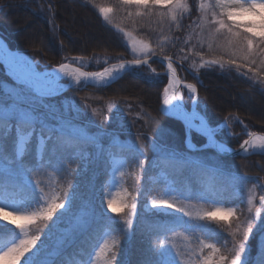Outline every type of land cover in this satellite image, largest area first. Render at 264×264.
Instances as JSON below:
<instances>
[{"label":"snow or ice","instance_id":"obj_1","mask_svg":"<svg viewBox=\"0 0 264 264\" xmlns=\"http://www.w3.org/2000/svg\"><path fill=\"white\" fill-rule=\"evenodd\" d=\"M122 3L126 6L135 5L137 8L149 5L169 8L173 22L178 19L175 10L188 7L183 0H122ZM197 10L203 13L201 19L204 16L209 17V23L217 33L223 34L221 30H224L229 34L231 39L228 43L234 47L239 46V51L243 53L242 58L246 62L243 66L248 67L255 74L257 69L251 68V65H254L256 60L249 58L254 55V43L259 48V52L264 53V47H260L264 46V0H215L214 3L210 0L207 6L200 3ZM48 11H51V5ZM99 11L107 19V14L112 9L101 7ZM245 17L248 19L245 20ZM256 17H259V20L255 19ZM61 47H63V42H61ZM187 58L185 55L181 59L186 60ZM164 59L167 60L168 70L172 73L169 79L171 85L175 80L176 68L173 67L171 57ZM142 63H147V61L135 59L125 63L121 60L118 64L93 73L81 72L77 69L73 78L79 82L81 77H92L97 82L107 85L120 78L123 70L131 65ZM208 63L219 64L221 69L225 67L220 60ZM261 63L264 64V60ZM227 64L229 67L235 65L238 72L241 70V65L235 58L227 61ZM67 67L68 65L63 63L59 65L62 72ZM243 75L247 76L248 73H243ZM40 79V74L34 71L26 77H21L17 88L9 90V94L0 100V221L14 225L18 230L9 229L12 234L0 247V260H7L9 264H52V261L44 258L46 245L41 240V236H47L48 233L45 230L55 227L59 219L71 210L75 198L73 177L77 174V170L71 168L70 163H65L63 160H60L57 166L51 157L55 156L60 149L76 147L87 139L83 134H75L77 130L74 128L70 133L68 128L71 125L68 121L60 120L56 123L49 121L47 113L42 110L41 101L53 93L50 88L41 85ZM260 82L264 85V80ZM186 87L191 94L197 93L195 84H187ZM179 95L180 93L177 92L169 97L168 89H165L163 103L165 106H170L163 109L165 114L175 115L183 112L177 100ZM173 100H177V103H173ZM131 107L129 104V109ZM180 118L185 121L187 143L193 124L187 116L181 115ZM101 123L104 121L102 120ZM155 125L156 121L153 118L150 133L157 137L164 135L166 131L169 133L173 131ZM249 136L250 139L244 140L241 145L242 151L247 153L249 149H253L257 150L253 154H264V134L249 133ZM139 139L138 137L137 140ZM33 140L36 141L37 158L34 161H27L25 157L32 150ZM209 141L212 142L211 135H209ZM151 147L153 152L158 154L157 160H163L172 169L180 172L186 168L190 169L192 175L198 177L200 188L193 191L191 184L185 178L186 191L184 193H177V196L171 198L152 199L151 206L155 211L170 215L167 210L171 209L179 215L176 223L161 229L164 233L163 238L158 237L153 246L157 258L147 260L144 264H249L248 241L255 227L254 219L264 220V216H261V210L264 209V183L252 186L253 189L257 187L261 189V194L258 196L260 208H255L257 196L252 189L248 190L249 195L246 202L240 200L235 207L224 208L223 205L229 202L225 200L224 193L229 188L239 191L237 185L243 187L244 182L249 179L246 173H224L218 164L208 165L202 161L193 160L175 148L159 144L155 139ZM201 147L206 148L208 145ZM142 148L141 144L136 150L143 154ZM46 153L49 154L48 159L44 158ZM137 165L142 170L144 169L143 160H138ZM153 166H157L156 161L153 162ZM47 168H54L60 173L67 186L51 194L46 192L41 176ZM120 175L123 176L124 173L121 172ZM148 179L151 182L156 181L155 177H148ZM136 183L140 184L139 178L136 179ZM166 187L170 193L177 191L170 185ZM140 191H143L142 186ZM177 199L180 200L179 203L176 202ZM116 202L114 199H107L105 208V200L103 196L101 197L99 213L93 215V221L99 225L96 240L88 251L82 253L83 259L77 264H128L127 261L118 259L123 246L122 238L120 235L113 234L116 231L112 227L116 222L115 218L107 216V209H111L114 213L121 211V208L113 207ZM197 204L200 205L199 209L196 208ZM242 204H246L249 216L255 210V217L249 219L246 216L245 220L242 223H236L235 227L232 222H228L227 227L231 229L232 247L227 249V254H222L217 243L206 242V240L213 239L215 235L206 231L207 222L218 221L220 219L218 213L222 211L233 217L235 221H239L240 216L245 215ZM122 207H129V205L122 203ZM238 210L239 216L237 215ZM129 211L131 216H135L136 204L133 203ZM184 217H187V220ZM132 227L133 220L124 219V227L120 229L123 241L130 238ZM176 228H183L184 232L190 233L191 235H185L184 239L194 240V246L186 250L177 247L174 240L177 235H183V233H177ZM38 241H40L39 245ZM167 244L172 245L174 254L167 250ZM260 264H264V255L261 257Z\"/></svg>","mask_w":264,"mask_h":264},{"label":"trees","instance_id":"obj_2","mask_svg":"<svg viewBox=\"0 0 264 264\" xmlns=\"http://www.w3.org/2000/svg\"><path fill=\"white\" fill-rule=\"evenodd\" d=\"M49 5H51L50 12ZM99 7L112 9L110 23L103 19L98 11ZM184 13L177 12L178 19L173 22L166 7L149 5L137 8L135 5L126 6L122 0H0V34L11 47L18 48L33 58H38L42 63L53 65L64 58L87 56L96 52L112 56L123 55L127 59L133 58L120 29L128 30L145 40L152 53L169 55L178 61L176 66L180 76L196 84L197 107L205 114L211 125L219 124L230 115H237L251 131L264 132V85L260 82L264 80V71L260 70V74L255 73L249 76L251 80H255L252 83L247 80L246 75L232 66L229 67L228 64H225L224 69H221L219 64H209V61L216 60L215 56H212L206 46H203L200 39L194 37L190 14L192 12ZM48 18L52 20L54 30ZM17 23L20 24L17 26ZM89 24L93 25L91 30L87 29ZM19 26L21 28L24 26L25 31ZM29 29L33 30V35L28 33ZM202 54L207 58L200 64ZM185 55L188 58L182 60L181 58ZM150 65L159 71L164 69L158 60H152ZM145 67L144 65L140 68ZM0 75L14 83V80L4 72L1 63ZM166 82L167 77L163 73L150 78L141 74L136 68L123 73L120 78L108 85L87 86L76 92L79 95L82 93L80 96L85 95V99L88 98L93 105L100 106L99 104L106 99L114 102L117 106L115 116L113 118L100 116V119L104 121L101 128L108 130L110 134L108 138L111 141L106 143L108 151L123 156L131 162L135 159V162L139 159L143 160V175L146 178L149 175L162 173L165 183L170 181L180 193L186 191L185 178L191 184L193 191L200 188L198 177L192 175L190 169L176 171L163 160H157L158 154L153 152L151 147L153 139L183 154L196 156L200 158L196 160L208 165L218 164L224 173H246L251 179L264 176V154L227 156L218 154L212 148H188L185 143L186 130L183 123L160 109ZM219 84L229 87L232 98L229 97L224 101L217 96L215 90ZM64 94L69 96V91ZM61 97L58 94L50 99L55 100ZM78 102L83 105L85 100L78 98ZM129 104L132 106L131 109ZM87 114L85 111L81 117L89 118ZM153 118L156 121L155 126L173 131L171 133L166 131L159 137L151 134ZM231 126L234 135H227L222 129V133L217 136L228 145L235 147L245 138V133L239 122H234ZM138 137L139 140H137ZM191 139L196 146L205 141L204 136L196 131H191ZM35 144L36 141L33 140L32 150L25 157L27 161H34L37 158ZM141 144L143 154L136 150ZM73 148H62L55 156L67 157L73 152ZM55 156L51 158L54 160ZM44 158L48 159L49 154L46 153ZM154 161L157 165L155 167ZM98 183L100 184V181ZM143 188L144 190L147 188L151 193L160 191L156 181L145 183ZM224 198L229 201L225 203L227 205L240 201V196L231 188L224 193ZM176 218L174 215L140 213L127 243L125 261L128 264H144L147 260H155L157 254L153 246L157 238L164 235L161 229L176 223ZM117 225L115 222L112 227L122 236ZM98 227L99 225L95 222L89 225L68 248L52 260V264H77L83 259L82 253L88 251L95 242ZM177 229L183 228L175 230ZM10 233L0 229V234H4L5 238ZM8 239L2 240L0 236V246ZM121 254L122 250L118 256Z\"/></svg>","mask_w":264,"mask_h":264},{"label":"rangeland","instance_id":"obj_3","mask_svg":"<svg viewBox=\"0 0 264 264\" xmlns=\"http://www.w3.org/2000/svg\"><path fill=\"white\" fill-rule=\"evenodd\" d=\"M183 2L188 7L175 11L176 13L179 11L185 12L184 14L192 12L190 14L192 18L191 24L194 27V37L202 41L203 46H206L212 56H215L214 59L220 60L224 64H227V61H229L230 59H237V63L241 65L242 70H240L239 72L248 73L247 80L254 83L255 80H251V78L249 77L254 73L250 71L248 67L243 66L246 62L242 58L243 53L239 51V46L237 45L234 47L233 45H230L228 43L231 37L229 36V34L224 32V30H221L223 34L217 33L215 31V28L209 23L208 16H204L203 19H201L203 13L197 10L198 5L200 3H204L207 6L210 0H183ZM211 2L214 3L215 0H211ZM100 8L101 7L98 8V11ZM167 9L171 17V10L169 8ZM100 14L102 15L103 19H105L104 14H102L101 12ZM83 17L85 18V16ZM244 19L246 20L248 19V17H245ZM255 19L259 20V17H256ZM48 21L50 22L52 30H54L55 28L52 20L48 18ZM105 21L110 23V12L107 14V19H105ZM19 24L20 23H17V26ZM92 26L93 25L89 24L87 29L91 30ZM21 29L25 31L26 28L23 26V28ZM120 30L123 32L124 39L129 47L130 53L133 58L127 59L123 55L112 56L109 54L96 52L87 56H81L79 57V59H70L68 57L64 58L62 61H71L72 63H77L81 65L85 70L96 71L103 68L104 66H107V64L110 63L118 64L121 60L127 61L131 59H138L152 54V50L145 40L139 38L128 30ZM28 33H30V35H33V30L29 29ZM253 53L254 55L249 59H255L256 63L254 64V67H252L251 65V68L257 69L256 73L260 74V70L264 71V64L261 63V61L264 60V53L259 52V48L255 43ZM200 57L202 58V61L200 62L201 64L206 60L207 57L203 54L200 55ZM31 58L33 59L35 67L37 69H42V62L38 58ZM34 65L32 66L30 62L24 64V66L29 69H36L34 68ZM45 67L46 66H44L43 68ZM232 67L236 70L235 65H233ZM138 71L144 76L150 78H154L162 74L160 71L156 70L151 66H146L145 68L138 67ZM162 71H164V69ZM191 73L193 75L196 74L193 71H191ZM181 79L187 84H194L186 80L183 76H181ZM42 81L43 78L40 79V83H42ZM68 82L70 81L67 77L63 75L59 76L55 86L51 90L52 92H55L53 96L59 94L62 97L60 99L55 100L50 99V97H45L41 101L43 105L42 110L47 113L49 121L51 123H56L60 120L68 121L71 125V127L68 128V131L70 133L74 128L77 130L75 134H83L85 137H87V139H85L82 143L72 149L73 152L71 151L72 153L70 152L71 154L69 153V156H55L53 160L57 164V166L59 165L60 160H63L65 163H70V167L76 169L77 174L73 177V183L75 184V198L71 210L65 213L59 219L55 227L45 230L48 233L47 236H41V240H43L44 244L46 245L44 258L50 261L55 260L61 252L68 248V246L72 244L74 240L79 235H81L82 232H84L89 225L94 222L93 215L99 213L100 200L102 196L105 200V208L107 207V199L116 200L117 202L113 204V207L121 208V211L116 213L112 212L111 209H107V215H110L115 218V221L118 224L117 229H122L124 227V219L130 218L133 220V227L131 229L132 233L134 226L137 223L138 215L140 213L164 214L162 212H157L152 208L151 201L153 198H171L177 196V193H179L178 191L171 193L167 191L166 185H170L172 187L173 185L170 183V181H166L165 183V178L162 173H159L158 175L148 176L156 178V182L160 186V191L156 193H151L148 191L147 188L145 190L143 188V191H140L141 186L143 187L145 183L147 184L148 182H152L149 181L148 177L146 178L143 175V170L137 165V162H135L136 159L134 162H131L123 156L116 155L108 151L106 143L111 141V139L108 138L110 134L108 130H104L101 128L103 127V123L100 122V116L102 115L103 117L113 118L115 116L114 112H116L117 106H115L114 102L110 99H106L104 101L102 100L103 102L99 104L101 107L98 105H93L90 103L91 101H88V98L85 99V95L80 96L82 93H80L79 95L76 92V90L84 88L82 85V81L72 83V86L65 88ZM18 84L19 81L14 80L13 83L2 78V76L0 75V100L4 99L9 94V90L17 88ZM218 86L219 87H216L215 92L220 99L224 100L229 97L232 98L230 95L231 92L227 85L219 84ZM180 88L182 91V101L185 106L187 108L192 107V105L197 107V96L195 94H191L186 86H180ZM67 91H69V96L64 94ZM164 95L165 89L162 93V97H164ZM78 98L85 100V102H83V105L78 102ZM82 107H84L86 110H83ZM93 110H95V112H93ZM85 111L88 113L87 116L89 117H85L87 120L84 117H81V115H83ZM190 111L195 114H198L192 109ZM226 118L228 119H226L224 122L222 121L219 124L213 126L214 131L218 135L222 133V128L224 125L225 129H223V131L225 132V134L231 133V124H233L234 122H239L242 129L248 134L252 133L247 130L246 125L243 123V121H241V119L237 115H230ZM195 119L198 120V118ZM81 145H83V147H81ZM187 145L189 147H192V149L196 148V145L191 140V138L187 140L186 146ZM184 155L190 157L193 160H196L197 158L196 156H191L188 154ZM197 159L200 160V158ZM5 163L7 164V162ZM12 167H14V165H12ZM121 172L124 173L123 176L120 175ZM41 178L44 181L43 186L45 187V191L50 194L52 192L59 191L61 187L67 186L62 175L58 173L54 168L45 169L42 173ZM137 178H139L140 180L139 185L136 183ZM248 178L249 179L244 182L243 187L237 185L239 191H236L234 189L233 190L236 194L240 196V200H244L246 202L247 197L249 195L248 190L252 189L253 193L257 196V200L255 201V208H260L261 205L259 203L258 196L259 194H261V189H259L258 187L253 189L252 186L258 183H264V176L255 179H251L250 177ZM4 179H7V177H4ZM98 179L100 181V184L98 183ZM79 185H81V187H79ZM176 202L179 203L180 200L177 199ZM122 203L129 205V207H122ZM133 203L136 204L135 216H131L129 211V208ZM193 203H195V201H193ZM237 203H233L230 205L224 204L223 207H235ZM241 207L245 209V215L240 216L239 221H235L233 217L229 216L226 212L222 211L218 213V217L220 218L218 221L207 222L208 228L206 231L214 233L215 235L213 239L206 240V242L217 243V247L221 248L222 254H227V249L232 247V237L230 235L231 229L227 227L228 222H232L233 227H235L236 223H242L245 220L246 216L249 219L255 217V210H253L252 214L249 216L247 214L246 204H242ZM196 208L199 209L200 205L197 204ZM8 210L11 211V209ZM167 211L170 213V215H174L176 217L179 215L175 213L174 210L169 209ZM237 215H240L239 210L237 211ZM261 216H264V209L261 210ZM184 219L187 220V217H184ZM49 223L51 224V222ZM254 225L255 227L253 233L250 234L248 241V255L252 256L249 257V264H260L261 257L262 255H264V220L254 219ZM0 229L9 233L11 232L9 231V229H11L12 231H18L17 229H15L14 225H8L3 221H0ZM176 232L183 233V235H177L174 240V243L177 247H179L181 250H186L190 246H194V240L184 239V236H190V233L184 232V229H178L176 230ZM11 234L12 233H10V235H6V238L4 234H0V236L2 237V240H5L10 238ZM113 234L121 236V234H119L117 231H115ZM168 235L171 236L170 233H168ZM121 238L123 245L122 254L118 256V259L121 261H125L128 247L127 243L129 239H127L125 244V241H123L122 236ZM37 244L39 245L40 241H38ZM166 248L169 252L174 254V249L172 248L171 244H167ZM0 264H9V262L7 260H0Z\"/></svg>","mask_w":264,"mask_h":264},{"label":"water","instance_id":"obj_4","mask_svg":"<svg viewBox=\"0 0 264 264\" xmlns=\"http://www.w3.org/2000/svg\"><path fill=\"white\" fill-rule=\"evenodd\" d=\"M0 43L2 45V47L4 48L5 50V61L4 60H1L3 62V65L5 68H8L10 70V74H12L13 76H16L18 77L19 79L21 77H26L27 75H30L33 71L35 73H38L40 74V77H44L45 75L47 74H50V73H53L54 71H56L57 69H59V65L61 64H58V65H55V66H52L51 68H48V69H44V70H32V69H29V68H26L24 65L20 64V63H16L13 61L12 57H11V53L12 52H16V53H20L19 50L15 49V48H11L7 41L0 35ZM165 57H169V56H164V55H161V54H151L149 56H146V57H142V58H139L141 61H144L146 60L147 63H142L141 65L143 64H149L150 61L154 60V59H157L159 60L165 67V74L167 76V84H169V79L170 77L172 76V73L168 70V67H167V60H165L164 58ZM29 58V57H28ZM135 60V59H134ZM132 61V60H130ZM7 64H6V63ZM128 62V61H127ZM126 62V63H127ZM172 63H173V67H175V60L172 58ZM63 64H66L68 65L69 68H72L74 69L75 71L77 69H79L81 72H88V73H93V72H89V71H85L83 70L79 65L77 64H73V63H67V62H64ZM141 65H131L129 68H127L126 70H123L121 72V75L123 73H125L126 71H129L133 68H136V67H139ZM103 69H100L98 70L97 72H100L102 71ZM120 75V76H121ZM92 77H88V78H84V77H81V80L84 82V85H105V84H102V83H99V82H96L92 79H90ZM175 80L177 81L178 83V87L183 84V81L182 79L180 78L179 76V73L176 69V73H175ZM110 84V83H109ZM167 84L165 85V89L167 87ZM69 86H71V83H67L66 84V88H68ZM163 100H164V97L162 98L161 100V104L163 103ZM181 106H182V109H183V112L182 113H177L175 115H170V116H173L177 119H179L183 125L185 126V121L183 119L180 118L181 115H183V113L185 111H188L185 104L183 103V101L179 100ZM162 110L163 113H165L163 111V108L161 107L160 108ZM192 109H194L199 115H201L205 121H206V125H202V124H199V123H195V122H192L193 124V129L201 134H203L206 138H207V143L206 145L214 148L219 154H223V155H244L246 154L245 152L242 151L241 149V145L243 143V141L240 143V145L236 148H231L229 147L228 145H226L225 143L221 142L215 135V132L212 130L211 126L209 125L208 121H207V118L196 108V107H192ZM202 129L201 131H198L197 129ZM207 133V134H206ZM255 134H264V133H255ZM209 135H211L212 137V142L209 141ZM247 139H250V136H248L245 140ZM254 151H257V150H253V149H249L247 153H250V152H254Z\"/></svg>","mask_w":264,"mask_h":264},{"label":"bare ground","instance_id":"obj_5","mask_svg":"<svg viewBox=\"0 0 264 264\" xmlns=\"http://www.w3.org/2000/svg\"><path fill=\"white\" fill-rule=\"evenodd\" d=\"M0 56L4 59L5 56H3V53H2V49H1V45H0ZM12 59L14 62H17V63H20L22 65H24L25 63L27 62H30V64L33 65V63L29 60V58L24 55L23 53H16V52H12V55H11ZM75 73V70L72 69V68H69L67 67V69L65 71H60V69H57L56 71H54L52 73V75H48L47 77L43 78V81H42V86L45 87V88H50L52 89L59 76H65L69 79L70 83H76L78 81H76L74 78H73V74ZM95 80V79H94ZM96 81V80H95ZM187 83H183L181 84V86H186ZM168 89V95L169 97H172L173 95H175L177 92L180 93V95L177 97V100H182V91H181V88L180 86L178 87V83L176 80L173 81V83L170 85V83L167 85L166 87ZM177 100H173V103H177ZM163 107L164 108H167V107H170V106H165L164 103H163ZM184 116H187L188 118H190L191 121H196L195 118H198L199 122L202 124V125H206V121L204 118H202L201 116H199L198 114H195L193 113L192 111H189V112H184L183 113Z\"/></svg>","mask_w":264,"mask_h":264}]
</instances>
